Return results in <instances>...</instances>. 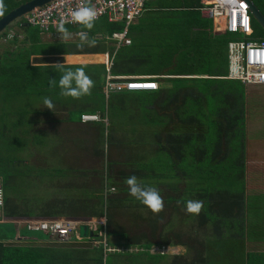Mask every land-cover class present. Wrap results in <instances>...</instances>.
Returning a JSON list of instances; mask_svg holds the SVG:
<instances>
[{
	"label": "trees",
	"instance_id": "obj_1",
	"mask_svg": "<svg viewBox=\"0 0 264 264\" xmlns=\"http://www.w3.org/2000/svg\"><path fill=\"white\" fill-rule=\"evenodd\" d=\"M29 1L4 0L6 11L0 19ZM253 1L264 13V0ZM200 6L201 0H154L148 3L141 23L138 20L139 23L132 24L128 30L129 37L132 31L139 32V37H130L132 45L117 52L113 72L158 75L159 89L133 95L129 91L114 92L108 98L103 92L106 67L99 64L105 60L103 56L93 54L106 53L113 48L96 36L100 31L108 35L124 32L126 24L110 23L106 19L97 22L102 24L101 29L88 33L89 41L94 43H85L83 47H78L81 41L41 44L39 30L21 25L25 38L15 44L31 43V47H17L11 55H0L3 57L0 58V110L28 93L32 96L46 94L53 104H58L55 108L58 112V108L68 107L67 121L82 122L85 113H99L102 121L95 122L99 123L100 132L95 136L93 147H85L83 153L93 156L95 164L67 166L68 170L78 174L76 186L60 183V167L65 165L67 158L64 148H55L48 139L52 135L53 141L59 138L61 144L65 140L71 143L72 131L31 126L37 122L59 120L50 109L45 108L47 120L28 117L29 110L26 109L12 111L11 121L15 125L7 130L11 143L8 144L4 130L0 131V179L5 189L3 217L105 219L106 222L100 224L98 230L92 229L96 236L88 239L101 243L94 249L87 244L84 245L89 247L82 248V244L52 241L48 235L36 240L49 241L50 245L30 243L23 246L16 240L7 243L6 239H14L9 232L0 238L4 239L0 241V264H164L169 254L152 252L153 248L197 246L198 236L209 238L208 235L214 232L234 238L218 225L230 227L235 224L243 234L241 226L247 220L248 89L240 80L225 77L229 64L228 44L237 36L216 32L213 20L198 11ZM254 27V37L264 38V31L255 22ZM66 29L72 32L79 28L69 26ZM5 36L6 33L2 37ZM80 54L90 56L80 60L82 64H64V67L75 70L83 66L94 81V87L91 95L82 96L86 99L73 104L60 95L58 82L62 73L55 64L63 62L60 56ZM33 56L38 64H31ZM75 58L70 56L68 60L72 63ZM91 61L97 63L89 64L93 63ZM145 61L149 63L142 65ZM51 62L55 63L47 64ZM51 78L57 81L54 88L49 84ZM12 98L13 101L7 102ZM31 112L43 113L41 109ZM5 116L4 113L1 115L2 118ZM127 132L139 140L132 142ZM36 145L46 146L40 149ZM110 145L113 155L109 153ZM113 145L118 146L117 154ZM46 147L51 152L48 153L49 162L56 165L31 173L26 166L29 158L21 152L32 148L41 152ZM125 148L130 151L129 156ZM35 167L33 169L37 170ZM51 170L58 172L57 178L51 175ZM130 175L159 190L164 200L163 211L154 214L129 195L124 181ZM18 177L27 179L28 186L32 187L29 197L24 193L20 197L9 194L7 182ZM41 187L55 189L43 205H39L35 196ZM112 187L117 191H111ZM75 189H83L84 193L74 195V200L63 195ZM58 192L63 194L57 195ZM188 199L204 201L199 215L183 210ZM128 214H133V222L126 228L119 224V219ZM210 224L213 230L208 228ZM112 237L119 239L114 241ZM120 247H125L126 251H108ZM133 247L139 252L131 251ZM173 259L171 264H198L201 261L197 256L191 262Z\"/></svg>",
	"mask_w": 264,
	"mask_h": 264
},
{
	"label": "built area",
	"instance_id": "obj_2",
	"mask_svg": "<svg viewBox=\"0 0 264 264\" xmlns=\"http://www.w3.org/2000/svg\"><path fill=\"white\" fill-rule=\"evenodd\" d=\"M150 1L90 0L89 3V0H55L42 8L35 9L18 24L39 28L43 34L62 39L72 36L66 32L61 33L57 31V23L61 19H64L67 21L65 28L69 26H81L80 24L71 22V11L78 6L94 7L97 12L95 22L100 21L102 18H107L109 22L124 23L130 26L135 24L146 13L147 4ZM198 11L203 17L213 20L215 31L227 32L237 36L236 40H232L228 44L229 64L228 74L225 77L240 80L247 86L264 85V38L254 37L256 30L253 18L249 12L248 2L246 0H201V6L198 8ZM96 37L107 46L113 48L110 52L100 55L96 54L97 56L105 57V61L99 64H104L106 67L104 78L106 91H113L112 93H114V91L159 89V82L156 79L159 77L158 75H126L115 74L113 72L117 52L121 48L132 45V40L128 36L127 29L124 32H115L112 35L99 34ZM82 119L84 122H101L102 115L99 113H85ZM111 191H115V188L112 187ZM4 205L5 189L2 180H0V209ZM83 224V222L71 219L32 220L27 222L30 231L44 233L52 241L64 243L67 241H81L83 238L80 234V228ZM91 228L94 229L93 227ZM104 245L107 247L106 243ZM154 250L166 253L164 252V248L159 249L155 247Z\"/></svg>",
	"mask_w": 264,
	"mask_h": 264
},
{
	"label": "crops",
	"instance_id": "obj_3",
	"mask_svg": "<svg viewBox=\"0 0 264 264\" xmlns=\"http://www.w3.org/2000/svg\"><path fill=\"white\" fill-rule=\"evenodd\" d=\"M152 1L154 0H151L150 3ZM104 19H106L109 22L107 18H102L101 20H104ZM138 20L140 22V19ZM100 21H96L94 23H97ZM110 23H114V22H110ZM74 27H78L79 29L78 30L75 29L72 32L66 31V33L68 35H71L73 39H75V41L67 42V43H74V44L79 43L80 42V36H79L80 32L87 31L89 33V31H91V30L83 29L82 25L74 26ZM126 27H127V30H129L131 25L130 26L126 25ZM216 32L218 31L216 30ZM103 33H105V31H100L97 34L99 35ZM107 52H110V50H108ZM93 55L97 56L96 54H93ZM66 56L67 57L76 56L75 59L71 60L72 62L71 64L77 65V64H82L80 60H82L84 57L85 59L89 58L90 55L80 54V55H66ZM102 59L105 60V57L103 56ZM93 63H96V62H93ZM64 108L66 107L58 108L59 112L57 110L53 111L55 114H57L56 118L59 119V120H56L54 124H52L51 122L45 123L44 121L41 126H38V127L35 126V129L39 127H46V128L50 127V128H54L55 130L63 131V130H68V128H71L72 133H74L75 131H79V130L80 131L86 130L89 136H83L80 134V132H79V135L76 137L72 134L73 140L71 143L65 140L64 143L61 144V142L59 141V138L54 141L57 144L54 146L55 148L58 149L59 146L64 148V149L63 148L61 149H63L64 150L63 153L67 155L66 156L67 159L64 165L66 167V166L75 165L73 163H77V160L75 159L76 160L75 161L72 155H74L75 153H77V155H81L86 151L85 147H88V148L93 147L94 142H95L94 141L95 136L97 132H100V128H99L100 125L99 123H95V122L86 123L83 121L78 122V120L67 121L66 118L69 116V109L67 107L66 108L67 110H63ZM42 111L43 113L41 117L46 119L45 118L47 114L46 110L42 109ZM61 113L65 114V116H62V118L59 117ZM27 114H28V117L32 118V116L35 117L37 114H40V113L29 111ZM246 118H247V115H246ZM63 124H69V125L63 127ZM70 124H73V125L70 126ZM14 125L15 123H13V120H12L10 123V127L13 129ZM38 143L39 142H37V144ZM38 146L40 147L41 145H38ZM42 146L45 147L46 145H42ZM31 147H34V145H31ZM26 148H27V145H26ZM48 153H51L50 148L46 147L41 152L36 151L35 154L31 158L28 159L26 166L31 171V173L34 170L33 169L34 166H36L35 169L39 171L40 169H45L49 166L56 165V164H53V162L52 163L49 162L51 158L48 156ZM92 159L95 160L94 157ZM94 164H95V161H94ZM94 164H92V166ZM60 168L62 169V174H60L62 175L60 176V179L62 181H60V183L66 182V183L74 184L78 186L79 180H78V174L76 173V171L68 170L67 167H66V170H64L63 166ZM66 171H71L72 173L66 174ZM251 175L253 174L249 175V173H247L246 176H251ZM259 176L264 177V173H262ZM20 179L21 178L18 177V178H15L7 182L9 194L14 196V195H21L22 193H24L26 197H29L30 195H32L31 193L32 187L28 186L27 179H26L27 185L23 191L15 192V191L10 190V188H12L11 182L19 184ZM247 180H248L246 184L247 185V201H246L247 220L245 224L241 226L244 228L243 234L241 236H234V238H232V237H227L226 234H224L223 236H220L218 235L217 232H214L208 235V237L211 239L205 238L203 235H200L198 242L199 240H202V241L199 242L197 246H188V247L182 246L178 250L182 254V257H180L179 261L191 262L197 256L201 260L198 264H264V188L254 187V182L251 183L248 177H247ZM64 190H67V189H64ZM82 193H84L83 189H75L72 192H64V194L61 192H58L56 194L57 195L63 194L65 195V197L70 196L74 200V197ZM40 219L42 218H39L38 216L32 217L31 219H26V220H22L18 218L6 219V217H3V209H0V238L6 237V235L9 234L10 232L14 236L13 237L14 239H6L7 243L12 242V240H16V242L19 243V245H21L22 243H25V244L34 243L36 245L40 244L42 246L50 245L51 242L49 241H40V240L37 241L36 240L37 233L30 231L28 229L27 222L32 221V220H40ZM43 220H47V219L43 218ZM7 223H12L13 225L11 227L6 226ZM217 227L228 228L229 226L228 225H218ZM236 227L237 226L235 224L232 225L233 229H235ZM32 233L34 234L32 235ZM2 240L4 239H0V241ZM72 243L80 244L81 242L77 240ZM25 244H22V245L24 246ZM170 249L171 251L176 250L177 247H171ZM170 253L171 252L168 253L169 259H168V263L166 264H171V261H173V258L177 257V256L172 257V254ZM203 259L206 261L203 262L202 261Z\"/></svg>",
	"mask_w": 264,
	"mask_h": 264
},
{
	"label": "rangeland",
	"instance_id": "obj_4",
	"mask_svg": "<svg viewBox=\"0 0 264 264\" xmlns=\"http://www.w3.org/2000/svg\"><path fill=\"white\" fill-rule=\"evenodd\" d=\"M37 9H39V8H37ZM162 25L163 26H167V24H165V23H162ZM24 26L32 27V26H28V25H24ZM101 27H102L101 23H94V26H93V28L91 30H99V29H101ZM33 28H35V27H33ZM36 29L39 30V32L41 33L39 35L40 38H41V40H40L41 44H55V42L67 43V42H74L75 41V39H73V37H64L62 39H58L55 36L52 37V36H49L47 34H43L40 31L39 28H36ZM83 29H85V28H83ZM85 30H88V29H85ZM133 34H134V36H133ZM139 35H140L139 32L132 31V33L130 34V37L136 38V37H139ZM6 36H7V38H6ZM6 36L5 37L1 36V38H0V55H2V54L11 55V54H13L14 52L17 51V47H26L27 49H30V47H31V43L25 44V43L22 42L21 44H19V43L15 44V41H21V40H24V38H25V31L22 30L21 25H18V24L12 25L11 28L9 30H7ZM48 52H51V51H48ZM0 58H3V57L0 56ZM31 60H32L31 64H38V63H36V60H35L34 56L31 58ZM53 63H55V62H51V63H47V64L48 65H53ZM96 63H89V64H96ZM141 63H142V65H146L149 62L145 61V62H141ZM247 89L248 90H247V109H246V115H247V159H246V171H247V173H249V175L253 174V175L247 176V177L250 179L251 183L254 182V187H263L264 188V177L259 176L262 173H264V85H248ZM103 92H104L105 96L108 98L113 91H106V89L104 87L103 88ZM114 92H116V91H114ZM143 92H145V91H134V92H130V94L133 95L135 93H143ZM44 97H48V96L46 94L44 96L40 95V94L38 96H32L30 93H28L26 95V97L25 96L20 97V99L17 102L8 103L6 108H3V107L1 108V110H0V131L4 130L3 132L5 133V137L8 138V140H7L8 144L11 143L10 142V135L7 133V130L10 127L11 117H12V113H13L12 111L19 110V109H26V110H29V111H34L36 109H41V110L45 109L46 107H44V105H43V98ZM66 98L69 100V102H71L73 104H76L80 100L86 99V97H83V98H80V99H73V100H72L71 97H66ZM13 100L14 99L12 98V99H10L7 102H10V101H13ZM56 107H58V104H56V105L54 104V108L52 110H50V111H54ZM3 113L6 115L4 118L1 117V115ZM41 116H42V114H40L38 116H35V117L32 116V118H38V117H41ZM62 116H65V114L61 113L59 117L62 118ZM107 121H108V119H107ZM52 124H54V122ZM41 125H42V123H33V124H31L32 127L33 126L34 127L35 126L38 127V126H41ZM67 125H69V124H63V127L67 126ZM72 125L73 124H70V126H72ZM123 128H125V126H123ZM68 130H71V128H68ZM106 131H108V130H106ZM79 132L83 136H89V134L86 132V130H84V131H80V130L79 131H75L72 134L76 137V136L79 135ZM127 133L129 134V139L132 142L135 143V142H137L139 140L138 138L133 137L130 134V132H127ZM72 134H71V137H72ZM48 139L54 146L57 145L53 141L52 135H49ZM56 139H58V138H56ZM36 146L39 147L38 145H36ZM111 146L112 145H110V147H109V153L113 155L112 150H111ZM34 147H35V145H34ZM117 147H118L117 145H113V149H114L116 154L118 153ZM42 148L43 147H40V149H42ZM36 151H38V150L32 148V150H30L28 152L24 151V152H21V153H22L23 156H27L28 158H31L32 156H31V154L29 155V153H34L35 154ZM124 151L126 152L127 156L130 155V151L126 150V148H125ZM18 152H20V151H16V153H18ZM26 152L28 153V155H26ZM65 156H67V155H65ZM72 157L74 158V160L75 159L77 160V163H73L76 166H78V165L87 166V165L94 164V161H96V160L92 159L93 156H91V155L90 156L89 155L84 156L83 154L77 155V153H75L74 155H72ZM66 167L63 166V169L66 170ZM37 171L38 170H35V171L33 170L32 173H37ZM50 172H51V175L54 174L56 176V178H57V175H58L57 171L51 170ZM71 173H72L71 171H66V174H71ZM43 176L44 175L42 174L41 178H43ZM52 178H53V176H52ZM11 183H12V188H10V190L15 191V192H20V191H23L24 188H26L27 180L24 177H21V179L19 181V184L13 183V182H11ZM116 191L117 190L115 189L114 192H116ZM53 192H55V189L54 188H50V187H41V189H38V194L35 195V196L37 197L39 205H43V202H45L47 200V198L49 197V195L51 193H53ZM21 195H18V197H20ZM23 197H25V196H23ZM35 212L38 214L37 210H35ZM132 215L128 214L125 217H120L119 224L123 225L126 228H129L128 227L129 222L130 223L133 222V216ZM223 218L224 217H221L220 220H223ZM172 221H173V219H172ZM193 222L196 223V224L198 223V222H196L194 220H193ZM103 223L105 224V222H103ZM100 224H102V223H100ZM170 225L172 226V223ZM91 227H93L95 230H98V225H96V224H92ZM208 228L213 230V226L211 224L208 226ZM223 230H225L228 233V235H231V236H240V235H242V230L237 228V227L235 229H233L232 225H230L229 229L223 228ZM33 234L34 233H32V235ZM102 235H104V233ZM39 236L46 237V235L44 233H41V232L37 233V237H39ZM91 239H93V238H91ZM91 239H87V240L82 239L81 240L82 243H80V244H82L81 247L82 248H86V247L92 246L93 249L100 247V246H98V245H100V243H99L100 241L95 243L94 241H90ZM111 239L116 241L119 238L118 237H112ZM198 239H199V236H198ZM201 241L202 240H199V242H201ZM68 242L69 241H67L65 243H68ZM104 242H106V238H104ZM92 243H94V244H92ZM22 244H25V243H22ZM80 244H78V245H80ZM84 244H87L89 246H86ZM95 244H97V245H95ZM95 246H98V247H95ZM130 250L131 251H135V252H139V249L138 248H134V247L130 248ZM109 251L111 253H113L114 251L122 252V251H126V248L125 247H120V248H117L116 250L110 248ZM153 251H155L154 248L152 249V252ZM164 252H166V253L171 252L170 254H172V257L173 256L174 257L177 256L178 258L182 257L181 252L178 251L177 249L171 251V249L164 248ZM168 259L169 258H166L163 261V263L164 264L168 263Z\"/></svg>",
	"mask_w": 264,
	"mask_h": 264
},
{
	"label": "clouds",
	"instance_id": "obj_5",
	"mask_svg": "<svg viewBox=\"0 0 264 264\" xmlns=\"http://www.w3.org/2000/svg\"><path fill=\"white\" fill-rule=\"evenodd\" d=\"M5 11H6V6L4 4V0H0V16H3ZM96 19H97V12L95 8L91 6L81 5L71 11V22L80 24L83 26V28L88 30H91L93 28ZM23 20L24 18L21 21ZM66 23L67 21H65L64 19L58 21L57 31L61 33H65L67 31V29L65 28ZM79 36L81 43L80 45H78V47H83L85 43H94V41H89V36L87 31H81ZM55 67L58 70H60L62 73L58 82L59 88L61 89L60 91L61 96L71 97L73 99H80L82 96L91 95V90L94 87V81L85 72L83 66L76 67L75 70H72L71 68L65 69L63 63H56ZM49 84L53 88L56 87L57 86L56 79L51 78L49 80ZM144 91H156V90H144ZM129 92H134V91H129ZM43 105L44 107L50 110L54 108L53 101L48 97L43 98ZM124 183L127 185L129 195L134 197L141 204H143L145 207L151 210L152 213L158 214L161 211H163L164 200L157 188L142 184L135 175L128 176L125 179ZM179 203L180 202L178 201V204ZM203 207H204L203 200L188 199L187 201L184 202L183 210L188 214L199 215ZM72 220L83 222L84 223L83 225H88L90 228L92 224L100 225V223L104 224L103 222H106L105 219H103L102 221H93L87 219H72ZM181 247H182L181 245H177V250H179Z\"/></svg>",
	"mask_w": 264,
	"mask_h": 264
},
{
	"label": "water",
	"instance_id": "obj_6",
	"mask_svg": "<svg viewBox=\"0 0 264 264\" xmlns=\"http://www.w3.org/2000/svg\"><path fill=\"white\" fill-rule=\"evenodd\" d=\"M55 0H30L29 2L19 6L6 16L0 19V38L7 32L12 25L18 24L23 18L32 13L34 9L41 8ZM249 4V12L253 21L259 25L264 31V13L253 0H246ZM63 64H69L68 57H60ZM81 237L83 239L93 238L96 236L95 232L91 230L88 225L81 227Z\"/></svg>",
	"mask_w": 264,
	"mask_h": 264
},
{
	"label": "bare ground",
	"instance_id": "obj_7",
	"mask_svg": "<svg viewBox=\"0 0 264 264\" xmlns=\"http://www.w3.org/2000/svg\"><path fill=\"white\" fill-rule=\"evenodd\" d=\"M69 61V60H68ZM69 64H71L70 62H69Z\"/></svg>",
	"mask_w": 264,
	"mask_h": 264
}]
</instances>
